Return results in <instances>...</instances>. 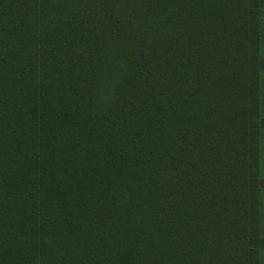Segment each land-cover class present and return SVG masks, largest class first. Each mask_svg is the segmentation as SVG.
<instances>
[{
	"label": "trees",
	"instance_id": "1",
	"mask_svg": "<svg viewBox=\"0 0 264 264\" xmlns=\"http://www.w3.org/2000/svg\"><path fill=\"white\" fill-rule=\"evenodd\" d=\"M264 0H0V264H260Z\"/></svg>",
	"mask_w": 264,
	"mask_h": 264
},
{
	"label": "rangeland",
	"instance_id": "2",
	"mask_svg": "<svg viewBox=\"0 0 264 264\" xmlns=\"http://www.w3.org/2000/svg\"><path fill=\"white\" fill-rule=\"evenodd\" d=\"M261 54L262 56H264V30H263V42H262V45H261ZM262 158V162L260 161V175H264V151L262 154H260V159ZM263 165V167H262ZM264 177V176H262ZM260 211L263 212V215H264V188H262L260 190ZM262 209V210H261ZM262 217V221L260 222V233L262 236H264V216H261ZM262 253V255H261ZM260 256H261V264H264V250H260Z\"/></svg>",
	"mask_w": 264,
	"mask_h": 264
},
{
	"label": "crops",
	"instance_id": "3",
	"mask_svg": "<svg viewBox=\"0 0 264 264\" xmlns=\"http://www.w3.org/2000/svg\"><path fill=\"white\" fill-rule=\"evenodd\" d=\"M261 81H262V86H261V88H262V91H261V93H262L261 94V107H262V113L264 115V70L262 71ZM263 151H264V127H262L260 129V154H262ZM260 161L262 162V158L260 159ZM262 167H263V165H262ZM262 176H264V175H262ZM262 188H264V187H262ZM260 206H261V204H260ZM261 216H264V215H263V212L260 211V222L263 220ZM261 250L263 251L264 248L261 249ZM261 255H262V253H261ZM260 258H261V256H260ZM260 264H261V259H260Z\"/></svg>",
	"mask_w": 264,
	"mask_h": 264
}]
</instances>
